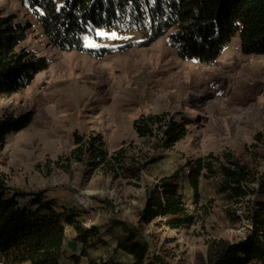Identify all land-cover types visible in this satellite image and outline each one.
<instances>
[{"label":"rangeland","instance_id":"obj_1","mask_svg":"<svg viewBox=\"0 0 264 264\" xmlns=\"http://www.w3.org/2000/svg\"><path fill=\"white\" fill-rule=\"evenodd\" d=\"M0 11L27 24L21 46L48 59L29 86L0 100V114L34 112L25 129L8 135L0 151L7 184L24 192L44 191L58 207H76L87 225L102 227L118 218L137 226L146 188L178 172L179 191L196 221L170 228L158 217L140 225L150 245L146 264H159V256L169 264H207L226 244L245 237L250 230L245 215L254 207L255 189L264 177V55L243 54L235 34L207 65L182 60L168 34L144 44L138 31L104 29L85 39L93 53L60 51L26 5L0 0ZM155 113L185 124V135L174 145H166L163 128L147 136L134 130L137 117ZM74 132L101 134L108 154L120 149L125 165L144 163L138 180L125 177L115 162L110 169L88 173L84 161L70 157ZM198 157L213 162L217 172L204 171L194 203L183 172ZM231 157L256 178L247 184L253 192L236 199L219 190V163ZM79 200L88 207L82 208ZM105 238L109 248L90 251L91 256L111 254L115 242ZM65 239L61 264H86L85 257L77 263L69 257L79 252L71 228ZM117 257L129 260L125 253Z\"/></svg>","mask_w":264,"mask_h":264},{"label":"trees","instance_id":"obj_2","mask_svg":"<svg viewBox=\"0 0 264 264\" xmlns=\"http://www.w3.org/2000/svg\"><path fill=\"white\" fill-rule=\"evenodd\" d=\"M36 17L48 42L64 51L93 53L85 47L86 37L97 29L119 32H140L150 44L167 35L171 48L182 60L209 65L238 34L239 48L245 55H264V0H17ZM28 25L15 21L12 14L0 11V100L29 86L37 73L48 66L45 56L21 46L27 37ZM32 110L15 115L0 114V151L7 137L32 121ZM139 136L153 135L159 127L167 146L174 145L186 133L185 124L167 118V114H142L132 123ZM75 147L70 157L84 161L88 173L120 164L127 178L138 180L145 164L125 165L123 153L109 155L101 134L73 133ZM204 171L217 172L213 162L198 157L183 172L191 189L193 202H198L200 177ZM219 190L227 198L243 197L253 192L247 184L256 180L248 166L226 158L219 163ZM178 172L160 177L146 188L145 202L138 215V225L112 218L106 226L85 224L82 212L73 206L58 207L44 191L24 192L7 184L0 172V264H61L67 228L79 246L74 262L86 258V264H146L149 242L140 225L161 218L170 228L190 227L196 221L186 199L179 191ZM262 178V177H261ZM251 211L245 215L250 230L245 237L226 244L207 264H264V177L260 180ZM110 236L115 242L111 254L93 257L90 251L109 248ZM125 253L129 260L119 259ZM159 264H169L160 256ZM147 260V261H146Z\"/></svg>","mask_w":264,"mask_h":264},{"label":"bare ground","instance_id":"obj_3","mask_svg":"<svg viewBox=\"0 0 264 264\" xmlns=\"http://www.w3.org/2000/svg\"><path fill=\"white\" fill-rule=\"evenodd\" d=\"M79 201H80V200H79ZM80 205H81L82 208H85V209L88 207V206L86 207L87 202H86L85 200L80 201Z\"/></svg>","mask_w":264,"mask_h":264},{"label":"built area","instance_id":"obj_4","mask_svg":"<svg viewBox=\"0 0 264 264\" xmlns=\"http://www.w3.org/2000/svg\"><path fill=\"white\" fill-rule=\"evenodd\" d=\"M73 198V197H72ZM73 201H74V198H73ZM76 202V201H75ZM77 203V202H76Z\"/></svg>","mask_w":264,"mask_h":264},{"label":"snow or ice","instance_id":"obj_5","mask_svg":"<svg viewBox=\"0 0 264 264\" xmlns=\"http://www.w3.org/2000/svg\"><path fill=\"white\" fill-rule=\"evenodd\" d=\"M101 34H103V33H101Z\"/></svg>","mask_w":264,"mask_h":264}]
</instances>
